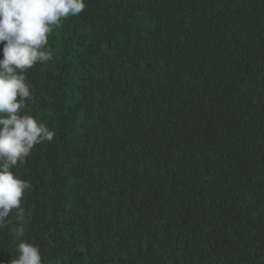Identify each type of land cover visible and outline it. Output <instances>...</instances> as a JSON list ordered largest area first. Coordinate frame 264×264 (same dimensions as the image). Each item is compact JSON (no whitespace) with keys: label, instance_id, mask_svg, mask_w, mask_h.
I'll use <instances>...</instances> for the list:
<instances>
[{"label":"trees","instance_id":"trees-1","mask_svg":"<svg viewBox=\"0 0 264 264\" xmlns=\"http://www.w3.org/2000/svg\"><path fill=\"white\" fill-rule=\"evenodd\" d=\"M85 5L24 70L56 135L12 169L22 240L42 264H264V0Z\"/></svg>","mask_w":264,"mask_h":264},{"label":"clouds","instance_id":"clouds-1","mask_svg":"<svg viewBox=\"0 0 264 264\" xmlns=\"http://www.w3.org/2000/svg\"><path fill=\"white\" fill-rule=\"evenodd\" d=\"M85 7V0H0V43H4V58L0 59V228L11 223L9 215L16 209L19 222L12 234L14 242L20 241L11 264H42L40 248L22 240L21 204L32 185L12 169L24 163L35 145L50 142L56 135L43 121L23 111L26 101L33 98L24 70L53 59L52 49L45 47L49 34L63 18L76 16Z\"/></svg>","mask_w":264,"mask_h":264}]
</instances>
